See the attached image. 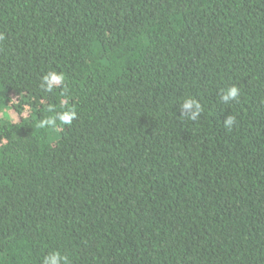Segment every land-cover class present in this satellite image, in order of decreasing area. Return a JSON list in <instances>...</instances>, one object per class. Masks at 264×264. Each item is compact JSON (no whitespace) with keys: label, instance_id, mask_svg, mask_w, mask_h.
I'll return each mask as SVG.
<instances>
[{"label":"trees","instance_id":"1","mask_svg":"<svg viewBox=\"0 0 264 264\" xmlns=\"http://www.w3.org/2000/svg\"><path fill=\"white\" fill-rule=\"evenodd\" d=\"M0 264H264V0H0Z\"/></svg>","mask_w":264,"mask_h":264}]
</instances>
